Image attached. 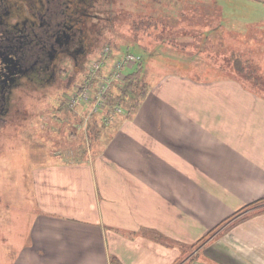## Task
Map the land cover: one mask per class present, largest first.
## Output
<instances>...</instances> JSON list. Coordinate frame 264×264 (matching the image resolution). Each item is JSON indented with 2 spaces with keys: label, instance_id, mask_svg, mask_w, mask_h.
<instances>
[{
  "label": "crops",
  "instance_id": "0c3cea01",
  "mask_svg": "<svg viewBox=\"0 0 264 264\" xmlns=\"http://www.w3.org/2000/svg\"><path fill=\"white\" fill-rule=\"evenodd\" d=\"M206 84L166 74L150 86L130 118L114 121L110 134L96 128L92 149L82 153V158L72 160L66 156V161L34 169L32 184L38 212L27 230L26 241L19 244L15 240L11 263L169 264L179 253L181 242L166 246L154 238V233H148L149 229L169 238H180L184 231L186 237L191 233L199 238L230 214L232 210L223 212L211 203L206 205L209 214H214L198 231L197 200L204 196L197 182L218 180L206 169L198 173V167L216 161L228 167L230 160L244 164L245 152L239 154V146L256 140L264 144V108L257 105L263 101L245 94L236 81ZM218 84L225 87L224 94L217 93ZM198 86L203 93H197ZM185 89L193 93L181 94ZM246 102H250L247 123ZM184 103L188 106L182 107ZM251 129V137L246 138ZM214 131L226 133L216 139ZM165 166L173 170L166 172ZM262 175V180H254L262 184L256 187L258 193L240 206L264 197ZM222 178L234 182L226 174ZM166 184L172 187L179 205L170 202L171 196L161 202L152 198L150 187L165 190ZM242 194L245 192L235 196ZM191 212L192 219L187 217ZM202 250L203 256L183 264H264V212L252 213L221 237L211 235Z\"/></svg>",
  "mask_w": 264,
  "mask_h": 264
},
{
  "label": "rangeland",
  "instance_id": "374dc122",
  "mask_svg": "<svg viewBox=\"0 0 264 264\" xmlns=\"http://www.w3.org/2000/svg\"><path fill=\"white\" fill-rule=\"evenodd\" d=\"M91 3V15L86 24L89 33L85 54L75 62L67 60L66 65L62 61L60 65H64L65 69H58L45 86L37 84L20 91V100L15 104L18 110L6 122L0 123V264H12L15 240L19 244L26 241L27 230L38 212L32 184L34 169L41 164L66 161L63 158L67 157L72 160L82 158V153L86 154L92 149L96 128L110 134L115 120L119 122L122 118H130L137 110L126 115L131 104L130 97H133L131 95L125 99V105H118L117 108H112V104L105 100V107L95 113H89L92 104L90 97L78 102L75 107L66 105L67 99L85 80L94 62L102 61L101 68L97 71L99 76L96 73L91 76L97 80L106 76L121 60H126L128 54L133 55L130 64L118 69L120 77L112 80L111 90H115V85L121 82L124 72L131 70L138 55L142 54L143 71L138 82L140 86L144 82L153 86L166 74L202 85L231 80L238 82L243 88L245 86V94H253L262 100L263 103L257 105L264 108V0H91ZM145 50L147 54L144 53ZM235 55H239L242 61L248 60L250 66L257 69L256 76L236 71L233 63ZM91 84L85 86L87 90L92 89L95 82ZM221 85H216L219 90L217 93L224 94L225 87ZM200 90L198 86L197 93H203ZM185 93L193 92L185 89L181 94ZM112 95L115 97L116 91ZM187 106V103L182 105ZM249 109L250 102H246V123L249 121ZM109 111L112 112L108 114ZM81 114L84 116L80 117ZM81 120L84 121L81 123ZM221 133L222 131L212 132L216 139H222L226 132L220 135ZM251 135L252 129L246 133V138ZM100 146L101 142H98L97 147ZM243 151L244 164L230 160L231 165L228 167L221 165V161H216L211 166L198 167V173H203L206 169L211 176L218 178L211 183L197 182L198 190L203 191L204 196L197 200L198 231L207 226L214 214H209L210 208H206V205L211 203L223 212L232 210L215 223L219 225L214 232L210 233L213 227L207 229L202 234L207 236L191 246L201 236L194 238L190 233L186 237L184 231L180 238L170 236V239L157 230L147 231L154 233V238L166 246L171 247L181 242L178 246L179 253L169 264H183L200 254L203 256V244L211 235L212 238L221 237L252 213L264 212L263 200L254 205V208H245L221 222L248 204L249 202L240 206L249 196L258 193L256 187L262 186L254 180H262L264 174V144L258 140L254 144L245 142L243 147L239 146V154ZM170 169L172 168L164 167L166 172ZM224 174L234 182H225L222 178ZM237 179L240 181L235 182ZM164 188L165 190L155 191L150 187L152 198L161 202L162 198L171 196L170 202L179 205L181 202L174 201L172 187L166 184ZM224 192H228V195L223 194ZM243 192V197L237 196ZM112 200L116 201L117 198ZM91 206L95 207V203H91ZM149 207L153 205L150 204ZM187 217L192 219V212ZM105 229L109 231L111 228Z\"/></svg>",
  "mask_w": 264,
  "mask_h": 264
},
{
  "label": "flooded vegetation",
  "instance_id": "af4514ba",
  "mask_svg": "<svg viewBox=\"0 0 264 264\" xmlns=\"http://www.w3.org/2000/svg\"><path fill=\"white\" fill-rule=\"evenodd\" d=\"M91 5V0H0V123L18 110L20 91L45 86L65 69L62 61L66 65L85 54Z\"/></svg>",
  "mask_w": 264,
  "mask_h": 264
},
{
  "label": "trees",
  "instance_id": "16d2710c",
  "mask_svg": "<svg viewBox=\"0 0 264 264\" xmlns=\"http://www.w3.org/2000/svg\"><path fill=\"white\" fill-rule=\"evenodd\" d=\"M126 51H129V50H126ZM144 53L147 54L148 52H146V50H145ZM142 58H143L142 54H139L133 68L131 70H128V72H124V75L122 77L121 82L119 81L116 83L115 90H113V89L111 90V88H109V90L104 95L106 102L108 104H112V108H113V106L125 105V99L127 97H130V95L133 96V97H130L131 98V102H130L131 104H130L127 112H126L127 116H129V114L133 113L137 109V107H139L140 102L144 99V97L147 95V93L149 91L150 86L148 83L144 82V84L142 86L138 85L139 79L141 78L142 71H143ZM233 63H234V68L236 71H238V72L244 71L245 74H248L251 76H256L255 73L257 72V69L250 66L248 60L242 61L239 55H235L233 57ZM87 84L88 85L90 84V86L92 85L91 82H88ZM84 85H85V83H82L80 88L82 89L84 87ZM244 88H246V87L244 86ZM114 91H116L115 97L112 95V92H114ZM82 122H83V120H82ZM263 200H264V197H260V198H256V199L250 201L248 204H246L242 208L238 209L237 211L232 213L230 216H228L227 218H225L221 222L227 221L229 218L240 213L245 208H249V207L251 208ZM218 225H219V223L216 224L215 226H213V228L210 229V233L214 232V230L216 229V227ZM219 233H222V232H219ZM206 236H207V234L201 236L197 241L193 242L191 246L196 245L200 240L204 239Z\"/></svg>",
  "mask_w": 264,
  "mask_h": 264
},
{
  "label": "built area",
  "instance_id": "2783aa9c",
  "mask_svg": "<svg viewBox=\"0 0 264 264\" xmlns=\"http://www.w3.org/2000/svg\"><path fill=\"white\" fill-rule=\"evenodd\" d=\"M131 59H133V55L128 54V57L126 59L127 61L124 58L117 64V66H114L113 70H109L106 76L104 75L97 80L96 78H91V76H94V73H96V76H99V73L97 71L101 68L102 61L94 62L89 68V75L87 79V81L93 80L95 82L94 88L87 90L86 87H83L80 91L73 92L67 99V104L72 107L78 102L85 100L88 97H92L91 111L97 112L103 109L105 107L104 95L112 85V80L120 77V71L118 69L120 68V66L130 64Z\"/></svg>",
  "mask_w": 264,
  "mask_h": 264
}]
</instances>
